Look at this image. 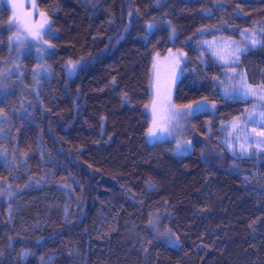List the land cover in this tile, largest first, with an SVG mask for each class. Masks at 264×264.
<instances>
[{
	"label": "trees",
	"instance_id": "1",
	"mask_svg": "<svg viewBox=\"0 0 264 264\" xmlns=\"http://www.w3.org/2000/svg\"><path fill=\"white\" fill-rule=\"evenodd\" d=\"M36 1L43 51L16 48L0 0V264H264V151L223 141L261 103L202 46L262 25L236 66L264 86V0ZM160 77L164 109L201 103L176 133Z\"/></svg>",
	"mask_w": 264,
	"mask_h": 264
},
{
	"label": "rangeland",
	"instance_id": "2",
	"mask_svg": "<svg viewBox=\"0 0 264 264\" xmlns=\"http://www.w3.org/2000/svg\"><path fill=\"white\" fill-rule=\"evenodd\" d=\"M7 1L12 6L13 11V40L16 44V48L19 49V51L32 47L41 51L46 49L48 43L50 44L47 38H45L50 27V17L48 13L39 8L36 0ZM45 21H47V23H45ZM259 28H262V25L259 24L254 28L243 29L241 33H245V35H241L240 39L227 36H215L202 40L203 51L208 52L216 61L227 66L225 79L221 86L223 92L232 97L256 99L261 103L259 106L252 107L239 116L233 117L224 124L223 141L235 155H250L255 152L264 151V137L259 135L260 132L264 131V119L260 116L261 113H264V86L250 83L244 71L236 66L240 62L242 53L245 52L248 47L257 46L260 43L252 44L250 39L254 36L260 41L257 32ZM37 33L39 34V39L36 38L35 34ZM238 49L240 50L239 52H237ZM17 55L16 59L12 62L14 68L17 67L14 70H19L18 58L20 55ZM237 55L239 56L238 59H236ZM44 70L47 71L43 64L37 68L39 73ZM173 82V80L167 81L165 77H160L154 82L153 86L157 92V99L153 101V103L156 104L154 107L157 112L164 111L165 113V111H169L170 116L167 117H169L170 120L166 126L172 124L173 132L176 133L177 130L175 127L177 128V124L179 123V121H177L179 119L177 114L181 113L183 109H190L193 111L199 108V104L201 103L192 104L185 108L174 109L169 106L164 109L163 103L171 99ZM149 109L151 108L149 107ZM162 118L163 117H161L160 120ZM232 124H236L237 127H231ZM153 126L151 128H153ZM166 133L167 132L163 134L158 133L156 137L149 135V137L155 139ZM241 144H244L245 147L248 148L246 154L240 151ZM257 145L260 146L258 147Z\"/></svg>",
	"mask_w": 264,
	"mask_h": 264
},
{
	"label": "snow or ice",
	"instance_id": "3",
	"mask_svg": "<svg viewBox=\"0 0 264 264\" xmlns=\"http://www.w3.org/2000/svg\"><path fill=\"white\" fill-rule=\"evenodd\" d=\"M9 23H12V21H9ZM45 23H47V21H45ZM151 27H152V26L149 25V28H151ZM48 31L51 32V27H49ZM35 35H36V38H37V39L40 38L38 33L35 34ZM241 35H245V33H241ZM250 39H251V43H252V44H257V43L260 42V41H258L254 36H252ZM239 51H240V50L238 49L237 52H239ZM238 58H239V56L237 55V56H236V59H238ZM69 66H70V68H74V67H75V65L72 64L71 62H69ZM250 91H251V90H250ZM253 94H254V93H253ZM189 110H190V109H189ZM260 116H261L262 119H264V113H261ZM153 125H154L153 128H150V129H149V133H148V134H149L150 136L156 137V136L158 135V133L163 134L164 132H167V131H168L167 128H165V127H163V126L157 124L155 118H154V120H153ZM231 127L235 128V127H237V125H236V124H232ZM259 135H260L261 137H264V131L260 132ZM185 144H187V145L190 147V142H187V141H186ZM257 146L259 147L260 145H257ZM230 150H231V149H230ZM240 151H241L242 153H245V154H246V153L248 152V148L245 147L244 144H241V145H240Z\"/></svg>",
	"mask_w": 264,
	"mask_h": 264
}]
</instances>
